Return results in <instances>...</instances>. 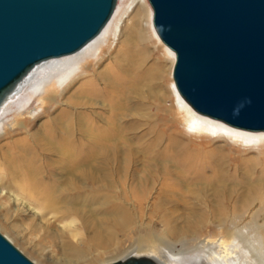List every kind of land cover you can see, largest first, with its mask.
<instances>
[{"label": "bare ground", "instance_id": "obj_1", "mask_svg": "<svg viewBox=\"0 0 264 264\" xmlns=\"http://www.w3.org/2000/svg\"><path fill=\"white\" fill-rule=\"evenodd\" d=\"M135 1L136 8L119 27L114 46L109 47V37L103 39L102 45L98 42L110 25L113 12L101 32L74 55L37 64L5 95L0 113L14 111L16 127L10 132L24 134L0 148V190L17 193L20 196L17 206L22 204L39 219L58 216L60 189L72 188L76 180L100 190L110 186L133 191L154 189L160 200L157 207L182 204L192 207V212L197 209L195 212L202 216L209 214L220 220L221 225L227 212L234 213L254 202L264 204V131L235 128L199 114L180 96L174 81L169 89L166 87L174 60L160 64L154 54L162 47L174 54L161 45L147 0ZM143 15L149 19L147 28L142 22ZM54 75L56 82L52 83L49 78ZM46 84L50 86L47 89ZM36 89L40 94L34 99L29 92ZM173 98L178 109L194 121L188 126L194 132L208 134V145L203 144L202 138L197 140L199 136L195 134L184 137L170 130L172 104L167 102ZM52 109L58 111L52 115ZM43 114L47 119L28 131L26 126ZM6 118L7 114L0 118V124ZM143 126L146 132L139 133ZM148 133L152 136L143 140ZM219 139L227 145L212 143ZM77 145L82 147L79 151ZM235 147H242L244 154L224 152L225 148ZM250 152L257 154L249 155ZM58 165L64 179L58 177ZM171 213L164 209L167 224ZM120 219L124 222L125 218ZM115 223L120 222L115 219ZM99 230L96 234L102 236L104 231L100 235ZM194 231L192 225L186 231L169 227L166 234L178 237L180 232ZM205 246L208 248L192 255L167 250L164 254L174 264H247L239 260L240 255L232 256L238 243L228 229L224 228V236L218 243Z\"/></svg>", "mask_w": 264, "mask_h": 264}, {"label": "water", "instance_id": "obj_2", "mask_svg": "<svg viewBox=\"0 0 264 264\" xmlns=\"http://www.w3.org/2000/svg\"><path fill=\"white\" fill-rule=\"evenodd\" d=\"M117 0H0V103L37 64L94 39ZM174 52V86L197 113L264 131V0H147ZM0 264H35L0 233ZM111 264H158L129 256Z\"/></svg>", "mask_w": 264, "mask_h": 264}, {"label": "rangeland", "instance_id": "obj_3", "mask_svg": "<svg viewBox=\"0 0 264 264\" xmlns=\"http://www.w3.org/2000/svg\"><path fill=\"white\" fill-rule=\"evenodd\" d=\"M136 4L135 0L116 1L117 7L115 6L116 10H114L110 25L98 40L100 45H102L103 39L109 37V47L114 46L119 27L125 23L135 10ZM147 21L149 19L143 15L142 22L145 28H147ZM150 33L154 39L155 36L151 31ZM160 43L162 46H165L161 40ZM155 53L154 59L160 64H164L167 59L170 61L174 60L175 62V55L165 51L163 47L160 51H155ZM74 54L64 55L59 57V59L70 57ZM53 59L50 58L48 60ZM55 62H58V60ZM55 75H58V71ZM55 75L49 78L50 82H56ZM167 79L169 80L167 81L166 87L169 89L171 81H173L172 72L167 76ZM48 87H50L49 84H46L45 88L47 89ZM37 89L34 92H29L33 98L38 97L40 94V90ZM72 89L69 91L71 92ZM69 91L66 95L69 94ZM34 102L33 107L36 106L37 101L34 100ZM167 103L172 104L171 113L173 121L170 123V130L184 137L195 134L199 136L197 140H201L202 138L204 145L210 143V137L206 132H194L188 126L189 122L194 121L189 117L188 113L178 109L175 98ZM13 106L15 107V105ZM39 110L40 108L36 111ZM57 111V109H52L51 114L53 115ZM5 114L8 115V118L4 119V123L0 124V148H5L10 140L19 138L24 134L19 133V131L18 133L15 131L10 132L11 129L16 127V124H14L16 113L14 111L4 114L0 113V118L3 119ZM46 119V115L43 114L28 124L26 129L32 131ZM220 125L223 126L222 124ZM138 130L139 133H144L147 129L143 126ZM5 131L10 132V134H4ZM220 134L229 138L223 132ZM151 136L152 133H148L144 136L143 140ZM212 143L219 146L227 145L223 139L212 141ZM229 144L234 147L231 142ZM75 148L79 151L82 147L77 145ZM224 152L244 154L242 147H235L233 150L225 148ZM253 154L255 155L257 153H249V155ZM240 169L238 167L239 171ZM58 173V177L64 179L65 175L63 176L59 165ZM125 181L127 182L128 180L125 179ZM75 184V187H68V189L66 187L65 190H59L58 216L52 218L50 215H46L42 219L32 215L30 210H26L22 204L21 206H17L20 203V196L13 191L6 193V189L3 188L2 191L0 190V233L8 238L16 248L35 264H111L114 261L123 260L128 256L139 257V255H150L163 264H174L173 262L167 261L164 251L179 252L182 255L195 254L199 250L207 249L208 247L205 245H209L210 242L218 243L221 236H224L225 228L234 233L235 241L238 243V247L232 256L240 255L238 256L239 260L241 259V262L246 261L247 264H262L264 262V204L254 202L245 207L238 208L234 213L227 212L221 225L220 220L209 214L206 213L202 216L197 213V209L195 210L197 212H192V207L182 204H164V208L161 207L163 209L157 207L160 200L157 191L154 189H139L140 193H138L139 191L136 189L134 191L128 188L119 190L116 186H110L104 190H100L83 180H76ZM128 190H130V193ZM63 196L66 198H62ZM14 197L18 200H14ZM164 209L172 212V218L169 219L168 224L165 223L166 218L163 216ZM112 214L115 217L114 215L112 217ZM124 214H126V217H124ZM121 215L125 218L124 222L120 219L122 218ZM115 219L122 226L120 223L116 224ZM98 222L99 224H97ZM98 225L101 227L103 225L102 229L105 230H102ZM191 225L195 227L196 231L186 234L180 232L181 234L178 237L167 236L166 234L169 227H174L179 231H186ZM99 228V234L101 231L106 233H101L102 236L97 235L96 233H98ZM243 255H247V257L245 256V258Z\"/></svg>", "mask_w": 264, "mask_h": 264}]
</instances>
